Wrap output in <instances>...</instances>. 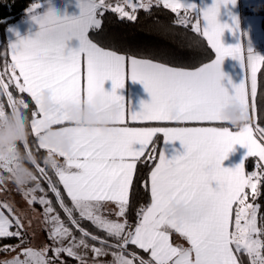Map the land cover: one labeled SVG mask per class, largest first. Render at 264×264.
Returning <instances> with one entry per match:
<instances>
[{"label": "snow or ice", "instance_id": "snow-or-ice-1", "mask_svg": "<svg viewBox=\"0 0 264 264\" xmlns=\"http://www.w3.org/2000/svg\"><path fill=\"white\" fill-rule=\"evenodd\" d=\"M156 2L175 14L179 25L190 24L191 14L196 20L193 30L206 38L215 59L196 68L175 67L100 47L89 38L90 30L101 28L105 12L136 21L137 10H147L151 0H80V15L73 18L59 17L52 9L39 15L40 3H35L31 11L40 31L35 38H18L3 53L0 96L7 98V109L19 105L27 114L29 103L14 92L27 94L35 105L31 132L38 149L53 151L40 143L48 128L70 138L73 147L71 153H56L59 163L51 168L55 180L50 168L38 161L33 186L16 184L24 190L27 209L0 201V241H18L0 243V264H68V258L75 264H264V214L255 202L264 187V127L253 122L257 71L264 57L247 48L250 88L242 82L229 94L220 83L225 75L222 62L231 56L243 64L245 57L241 44L224 45L221 37L229 25L220 24L217 16L222 4L235 0H215L202 11V25L194 3ZM73 40L78 42L74 49L68 47ZM129 77L142 82L151 95L139 112L127 109L116 94ZM109 80L110 92L104 87ZM45 91L52 93L47 110L39 102ZM97 99V123L69 118L71 106L83 108ZM233 102L246 116L234 129L221 118ZM7 111L0 103V112ZM128 118L158 126H128ZM158 133L166 141L179 140L183 154L168 159L158 152ZM237 144L257 158V170L248 173L243 164L222 166ZM24 148L40 156L29 143ZM142 159L153 162L141 182L150 203L140 206L131 221L137 163ZM0 169L12 180L10 164L0 160ZM177 205L183 206L182 212ZM34 218L50 241L39 248L28 239V231H35Z\"/></svg>", "mask_w": 264, "mask_h": 264}, {"label": "trees", "instance_id": "trees-1", "mask_svg": "<svg viewBox=\"0 0 264 264\" xmlns=\"http://www.w3.org/2000/svg\"><path fill=\"white\" fill-rule=\"evenodd\" d=\"M32 1L0 0V67L5 59L3 53L7 49L5 28L9 23L22 17ZM176 19L175 14L157 3H153L147 10L140 8L136 21L122 20L117 14L108 11L101 17V28L90 30L89 38L106 49L129 56L152 59L175 67L191 69L209 62L213 58L214 52L206 39L189 25L183 26L175 23ZM260 28L264 36V16L260 20ZM14 96L22 97L29 103L27 114L19 105L15 106L16 115L13 109H7L6 97L0 96V101L5 104L6 110H8L5 115L15 160L21 167L33 174V165L38 161L40 163L44 161L45 165H55L58 158L55 153L46 154L44 150L38 149L36 137L31 132V112L35 109L31 98L27 94L18 92H14ZM255 124L264 127V64H261L257 75ZM26 143H29L33 152L40 156L26 151L24 148ZM154 145L159 151L160 136L154 138ZM53 155L56 157L55 160L52 158ZM255 164L253 157L246 159L247 170L255 169ZM152 165V161L145 163L143 159L137 163L136 182L134 183L135 196L129 212L131 221L135 220L136 210L140 206L150 203V196L144 191L141 182L147 179ZM48 172L55 180L56 177L52 170L48 169ZM41 184L45 188L47 187L43 180H41ZM255 202L260 204V212L264 214V187L261 188V194ZM86 226L93 230L91 225L86 224ZM28 239L32 242L33 237L30 232H28ZM46 240H48L47 236ZM0 243L15 244L18 241L9 239L0 241ZM68 264H75V262L68 258Z\"/></svg>", "mask_w": 264, "mask_h": 264}, {"label": "crops", "instance_id": "crops-1", "mask_svg": "<svg viewBox=\"0 0 264 264\" xmlns=\"http://www.w3.org/2000/svg\"><path fill=\"white\" fill-rule=\"evenodd\" d=\"M38 2L40 3V7L37 10V13L39 15H44L49 9L54 10L56 15L59 17L73 18L80 15V11H81L79 7L80 0H33L30 3V5L27 7L22 17H20L18 20L14 22L9 23L6 26L4 33H5L7 48L10 47L12 43H16L18 38L19 39L35 38L36 34L40 31V25L33 19V13L31 11L32 6ZM182 2L185 4L194 3L197 6L196 8L197 12L201 13V25H202L203 23L202 11L207 9L208 7H211L215 2V0H182ZM154 3H157L156 0L154 1ZM243 3L244 0H235V3L228 2L226 4H222L219 8V12L217 16V20L220 24L229 25V27L224 30L221 37V40L224 43V45L235 46L237 44H241L242 55L245 57L243 64L239 59H235L231 56L225 57L222 62L221 70L225 75L224 78L220 81V83L223 87H225L228 90L229 94H234L235 91L234 86H238L242 82H245L246 86L250 88L251 72H250V68L247 66V55H248L247 48H250L253 54L264 57V36L260 28V22L257 25H253L256 19L245 18L242 16L241 8ZM160 4L163 5L162 3ZM181 15H183V13H181ZM190 19H191V23L188 25L192 27V24L196 23V20L191 14H190ZM77 46H78V42L75 40L69 41L68 43L69 48L74 49ZM214 59H215V53L213 58L209 62H211ZM9 60H10V55H9ZM260 66L258 68V71L260 69ZM258 71H257V75H258ZM104 87L106 91L110 92L112 90L111 81L110 80L106 81ZM47 92L50 93L49 99L52 105V93L49 91ZM43 93L40 97L39 102L41 106L45 110H47L48 108L45 107ZM116 94L124 98V103L126 108L132 112L141 111L143 103L151 102V95L148 91H146L143 83L139 81L134 82L130 77L126 78L123 88L116 89ZM249 103L251 104L250 96H249ZM224 110L221 113V118L227 120V117L224 115ZM249 112L250 115L253 114L251 108L249 109ZM69 118L77 120L78 122H83L85 120V117L83 115H81L80 117H73L71 112H69ZM253 122L255 124V114H254ZM126 123L128 126H135V127L158 126L157 122L134 123L130 120V118L127 119ZM166 126H175V125H166ZM187 126H214V125L189 124ZM232 127L234 129V126ZM156 136H160V147L158 152L162 153L166 158L172 159L174 156L183 154L184 147L183 145H181L179 140L166 141L162 133H158ZM65 138L66 137L64 136L63 133L56 132L48 128L45 129L44 132L42 133L40 137V143L51 148L53 150L51 153H55V154L57 152L68 153L62 150V144ZM132 147L134 150H138L139 145L134 144ZM247 151L248 150L245 146L239 144L234 145L232 151L228 153L227 159H225L222 162V166L226 168L234 169L238 165L243 164L245 167V171L248 173L257 170L256 166L255 169L253 170L251 169L247 170L246 159L248 157H251L247 155ZM253 158L255 159L256 162L257 158L256 157Z\"/></svg>", "mask_w": 264, "mask_h": 264}, {"label": "rangeland", "instance_id": "rangeland-1", "mask_svg": "<svg viewBox=\"0 0 264 264\" xmlns=\"http://www.w3.org/2000/svg\"><path fill=\"white\" fill-rule=\"evenodd\" d=\"M260 20L261 19H256L253 25H257ZM13 111L16 115V107L13 108ZM0 134H5L9 137V147L6 151H0V160L10 164L11 175L13 180H8V173L0 169V177L5 178L2 182H0V201L10 200L15 203L17 207L21 209H27L29 206L25 202L24 190L19 189L16 184L21 186L27 185L29 179L33 178V174L21 167L15 160V155L13 153V145L11 143V135L9 134L7 128L5 112H0ZM54 164H56V162ZM32 186L33 185H29V187ZM35 210L39 212L41 210L40 206L36 205ZM32 228L35 229L34 233L32 230H29L28 232H30L33 237L32 244L35 247L39 248L45 243H50V241L46 240V236L48 237L47 230L42 226H37L35 218L32 224Z\"/></svg>", "mask_w": 264, "mask_h": 264}, {"label": "clouds", "instance_id": "clouds-1", "mask_svg": "<svg viewBox=\"0 0 264 264\" xmlns=\"http://www.w3.org/2000/svg\"><path fill=\"white\" fill-rule=\"evenodd\" d=\"M49 97H50V93H48L47 91L43 93V99L45 101L46 108L51 107V102H50ZM100 109H101V104L99 100L97 99L92 104L85 105L83 108L79 106H71L70 112L73 115V117H80L81 115H83L85 117V120L83 121L84 123L95 124L98 121ZM224 115L227 117V121L231 123L233 126L238 127L246 121V116H245V113L242 107L238 103H235V102L230 104L224 110ZM72 145H73L72 140L66 137L63 140L62 150L68 153H71ZM8 147H9V137L5 134H0V151H6ZM52 158L53 160H55L56 159L55 155H53ZM58 163L59 161H57L56 164ZM41 164H45L44 161H41ZM53 166L54 165L52 164H47V167L50 169L53 168ZM33 176H34V173H33ZM32 183H33V178L29 179L27 185H30ZM175 207L177 209V212H182L183 210L182 205H177Z\"/></svg>", "mask_w": 264, "mask_h": 264}, {"label": "built area", "instance_id": "built-area-1", "mask_svg": "<svg viewBox=\"0 0 264 264\" xmlns=\"http://www.w3.org/2000/svg\"><path fill=\"white\" fill-rule=\"evenodd\" d=\"M154 1L155 0H151V5L154 3ZM115 2L116 0H112L113 4ZM133 2L139 4L141 0H133ZM143 2L149 3V0H143ZM128 10L130 11V9ZM138 11L139 9L137 10V13ZM109 12L111 11L109 10ZM241 14L245 18L261 19L264 16V0H244L241 8Z\"/></svg>", "mask_w": 264, "mask_h": 264}]
</instances>
